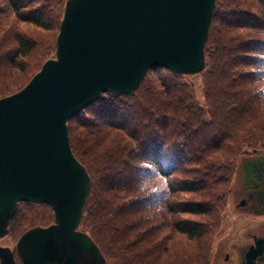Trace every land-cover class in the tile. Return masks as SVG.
<instances>
[{"label": "trees", "instance_id": "obj_1", "mask_svg": "<svg viewBox=\"0 0 264 264\" xmlns=\"http://www.w3.org/2000/svg\"><path fill=\"white\" fill-rule=\"evenodd\" d=\"M64 3L0 0V97L54 56L47 34L58 32ZM204 56L197 88L189 75L152 68L133 92L104 91L68 120L90 177L79 227L107 264H198L238 156L264 148V0H216ZM40 205H23L26 228L47 224Z\"/></svg>", "mask_w": 264, "mask_h": 264}, {"label": "water", "instance_id": "obj_2", "mask_svg": "<svg viewBox=\"0 0 264 264\" xmlns=\"http://www.w3.org/2000/svg\"><path fill=\"white\" fill-rule=\"evenodd\" d=\"M215 1H65L55 56L0 97V237L19 201L54 213L53 223L19 237L21 264H106L77 230L90 179L72 153L67 121L104 91L132 92L149 68L200 72ZM0 259L14 264L7 247Z\"/></svg>", "mask_w": 264, "mask_h": 264}, {"label": "flooded vegetation", "instance_id": "obj_3", "mask_svg": "<svg viewBox=\"0 0 264 264\" xmlns=\"http://www.w3.org/2000/svg\"><path fill=\"white\" fill-rule=\"evenodd\" d=\"M236 179L230 195V208L238 222L234 234L225 232L220 238L221 252L213 264H264V148H253L241 153L236 162ZM12 224V220L8 224ZM13 225V224H12ZM11 249L14 264H21ZM219 251L220 247L218 248ZM0 264L1 259H0ZM75 264H83L78 261Z\"/></svg>", "mask_w": 264, "mask_h": 264}, {"label": "rangeland", "instance_id": "obj_4", "mask_svg": "<svg viewBox=\"0 0 264 264\" xmlns=\"http://www.w3.org/2000/svg\"><path fill=\"white\" fill-rule=\"evenodd\" d=\"M31 31L34 32L33 35L38 34V33L43 34L41 32H38L35 29L34 30H31ZM56 34H57L56 32H53L51 35L50 34H47L48 37H49V40H48L49 46L51 44L53 45V43H55ZM52 53H54L53 47H52L51 51L49 50L48 55H51ZM188 79L191 80V82H193L195 84L196 88H197V86H199V84H200L201 76L200 75H197V74H191V75H189ZM27 81L25 82V84L27 83ZM28 208L29 207L21 206V207H19L20 210H19L18 213H20V212H24L25 213ZM35 208L38 209V210H42V211L45 212L46 219L43 220V222L49 223L51 220H53V217H50L49 216V211L50 210L47 207H45V206H42V207L38 206V207H35ZM36 213L38 214V212H36ZM31 215L33 216L35 214L30 213V216ZM39 216H42V215H39ZM234 216H236L235 215V212L233 210L230 211L227 208L221 214V217H220V220H219V224L217 226V230L214 233L215 235H213L211 237V240H210V243H209V249H208L207 252L205 251V249H202V252L204 251L203 252V255H202L203 259H201L198 262V264H204L206 262V260H207V256H208L209 253H210V255H209L208 258L211 259V260L209 259V264H213L217 259H222V256L217 257V255H218L219 252H221V254H223V252H222L223 250H221V245L222 244L220 242V238H221V236H223V234H226L225 232H227V231H231V234H234L235 233L236 226L238 225V222H234ZM43 222L42 221H39L38 218L35 221H33V223H43ZM26 227H27L26 224L25 225H22V224L18 225V221L16 220L15 221V224L11 228V232L12 233H10V234L6 235L5 237H3L2 239H0V244H2V245H8L10 247H13L15 241L20 236V234L23 231L26 230ZM168 231H165L164 234L169 233ZM182 240H183V238H180V240H178V243L180 245L183 242ZM215 240H216V243L214 242ZM193 243H195V242H193ZM214 243H215V245H214ZM146 244H148V243L146 242ZM219 247H220V250L221 251H219V249H218ZM194 248L197 249V247H194ZM212 251L214 253L211 256Z\"/></svg>", "mask_w": 264, "mask_h": 264}]
</instances>
